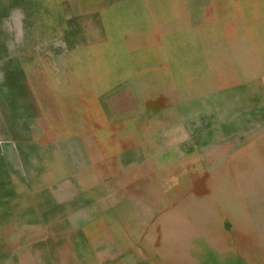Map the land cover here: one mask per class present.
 I'll list each match as a JSON object with an SVG mask.
<instances>
[{
	"label": "rangeland",
	"instance_id": "1",
	"mask_svg": "<svg viewBox=\"0 0 264 264\" xmlns=\"http://www.w3.org/2000/svg\"><path fill=\"white\" fill-rule=\"evenodd\" d=\"M0 264H264V0H0Z\"/></svg>",
	"mask_w": 264,
	"mask_h": 264
}]
</instances>
